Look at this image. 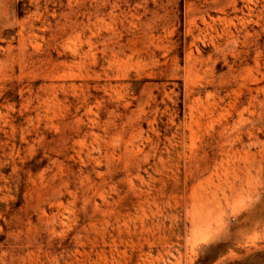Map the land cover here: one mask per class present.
I'll use <instances>...</instances> for the list:
<instances>
[{"label":"rangeland","instance_id":"obj_1","mask_svg":"<svg viewBox=\"0 0 264 264\" xmlns=\"http://www.w3.org/2000/svg\"><path fill=\"white\" fill-rule=\"evenodd\" d=\"M0 264H264V0H0Z\"/></svg>","mask_w":264,"mask_h":264}]
</instances>
